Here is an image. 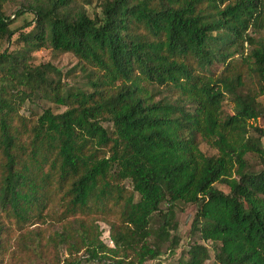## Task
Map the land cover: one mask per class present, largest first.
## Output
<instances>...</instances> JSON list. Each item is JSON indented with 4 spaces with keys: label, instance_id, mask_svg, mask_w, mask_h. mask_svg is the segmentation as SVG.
<instances>
[{
    "label": "trees",
    "instance_id": "obj_1",
    "mask_svg": "<svg viewBox=\"0 0 264 264\" xmlns=\"http://www.w3.org/2000/svg\"><path fill=\"white\" fill-rule=\"evenodd\" d=\"M8 1L25 2L17 13L34 25L18 34L20 49L0 52V264L11 233L46 217L83 228L86 263L72 264H144L164 242L178 245V203L196 206L190 232L212 247L193 242L176 264H208L211 253L212 264H264V128H249L264 114V0H98L93 18L77 0H0L10 43ZM45 45L78 59L87 88L29 63ZM41 96L65 109L19 114ZM203 141L217 153L204 154ZM96 215L114 218L113 247L85 224Z\"/></svg>",
    "mask_w": 264,
    "mask_h": 264
},
{
    "label": "rangeland",
    "instance_id": "obj_2",
    "mask_svg": "<svg viewBox=\"0 0 264 264\" xmlns=\"http://www.w3.org/2000/svg\"><path fill=\"white\" fill-rule=\"evenodd\" d=\"M86 0H77V6H82L90 17L100 13V7L98 0H89L90 3H86ZM26 5L23 1H8L3 3L2 11L6 16L10 17L9 29L15 30V34L12 37L10 43L6 39L0 37V52L4 49L9 51L18 50L22 47L23 43H18L16 38L19 33H27L33 27V14L25 12L18 14L17 10L21 5ZM30 59L28 60L33 66L49 63L57 71L52 74L54 79H59L60 83L65 87L72 88H84L86 86L85 71L82 64L78 62V59L71 52H58L51 47L45 45L39 49L30 53ZM237 59L239 58L236 56ZM221 65L214 67L215 73L219 75ZM247 85L252 87L250 81ZM88 91V90H87ZM166 93V92H165ZM169 94V92H167ZM176 96L174 93H172ZM160 96H157L158 99ZM257 100L264 105V97L258 96ZM47 107H53L54 110L61 112L65 109L63 106H58L45 96L27 98L22 106L19 108V114L30 115L31 113H41L42 110ZM222 109L227 113L232 112V103L225 100ZM250 134L256 137L258 133L254 131L253 127L264 128V114H261L257 119L250 121ZM264 146V137H262ZM200 150L206 155H213L217 153V149L213 148L205 141L199 145ZM250 169L257 170L260 168L259 158L255 153L249 152L244 156ZM216 186L223 191H228V187L223 183H217ZM137 198V196H136ZM161 207L165 211L166 205L162 204ZM196 212V206L193 204L178 203L174 207V215L172 218V226L169 227L170 239L173 237L178 239V245L173 251L170 249V241L164 242L161 245V255L158 259L147 260L144 264H153L160 262L161 264H176L180 258H187V249L193 242L203 243L210 249L212 244L210 241H202L197 234L190 232L191 222ZM87 223H93L99 227L101 231L100 239L108 246L113 247L112 242L109 239V227L110 221H114V218L108 216H91L85 218ZM162 224V216L154 215L152 218L151 227L157 230ZM79 224L72 223L71 221L66 223H60L54 217H46L44 221L37 222L35 224H27L22 229H15L8 241V249L3 256V264H72L74 261H82L86 258L84 247L81 242V235L78 232H82L83 228L78 230ZM81 227V225H80ZM66 230L70 237L67 242H60L56 236L59 232ZM78 234V235H77ZM39 252L40 257L35 253ZM213 254L208 264H212Z\"/></svg>",
    "mask_w": 264,
    "mask_h": 264
}]
</instances>
